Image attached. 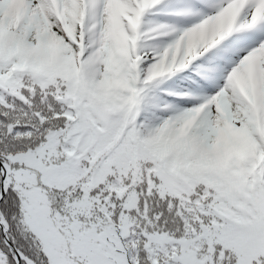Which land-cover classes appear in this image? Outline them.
<instances>
[{"label":"snow or ice","instance_id":"6c2138e0","mask_svg":"<svg viewBox=\"0 0 264 264\" xmlns=\"http://www.w3.org/2000/svg\"><path fill=\"white\" fill-rule=\"evenodd\" d=\"M0 264H264V0H0Z\"/></svg>","mask_w":264,"mask_h":264}]
</instances>
